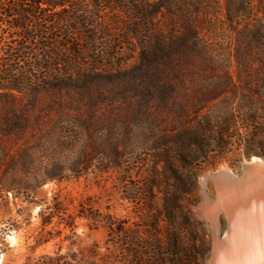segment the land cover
<instances>
[{
	"label": "rangeland",
	"instance_id": "374dc122",
	"mask_svg": "<svg viewBox=\"0 0 264 264\" xmlns=\"http://www.w3.org/2000/svg\"><path fill=\"white\" fill-rule=\"evenodd\" d=\"M228 5L0 0V70L18 85L0 90V118L11 127L3 145L12 156L0 165V178L11 185H0V264H42L45 257L60 264H206L213 235L198 210L204 193L214 198L216 191L202 179L219 169L240 176L253 159H264L247 154L264 147V126L250 148L240 121L232 145L205 122L187 127L197 89L221 80L200 82L210 77L197 73L185 87L172 36L192 39V22L209 44L211 64L234 74L246 59L236 49L250 45L243 27L264 10L249 21L236 18L233 32ZM139 12L149 16L140 42ZM149 33L168 40L166 85L154 67L140 69ZM190 46L188 62L198 64ZM216 111L229 119L226 107ZM226 227L221 215V234Z\"/></svg>",
	"mask_w": 264,
	"mask_h": 264
},
{
	"label": "trees",
	"instance_id": "16d2710c",
	"mask_svg": "<svg viewBox=\"0 0 264 264\" xmlns=\"http://www.w3.org/2000/svg\"><path fill=\"white\" fill-rule=\"evenodd\" d=\"M241 1L228 0V15L233 32H236L238 30L237 27L240 26L235 23L236 18L242 16L244 20L249 21L252 15L260 13L259 9L264 10V0H258L260 7L256 6L253 0H248L246 6H241ZM172 3V1H169V10H172ZM139 14L136 33L137 40L140 42L142 39L144 20L149 16L147 14L144 15V12H139ZM188 28L194 33L192 39L185 36L182 37V34L177 35L178 33L176 32L172 36L174 38L173 40L176 41V48L179 50L178 56L183 60L182 68L185 69L184 74L185 78H187L182 80L183 84L186 87L187 80L194 78L193 76L197 75V73H200V75L198 74L199 76L204 75L202 78L210 77L201 79L200 82H205V79L213 80V76L221 81L214 86L206 85L207 82L204 84L200 83L201 88L197 89L198 95L190 101L192 109L186 112L185 125L187 127H202L201 124L205 122L206 128L216 135L225 134L229 140L228 143L226 142V145H232L234 139L237 137L236 124L240 121L245 129L243 136L245 145L248 148L256 145V138L264 126V18L254 24L249 22L245 23L241 33H246L250 36L249 38L247 37L250 40V45L242 50L239 48L236 49V56L246 59L237 61L236 72L234 74L230 72V69L218 68L211 64L209 60L211 55L209 44L204 38L200 37V33H198V30L192 22L188 24ZM211 28L212 24L209 21L207 23V29L211 30ZM153 33H149V41L146 40L145 45L141 47L140 69L144 70L149 67H154L158 71V78H162L161 83L166 85L167 80L170 78H167L165 60L169 54L162 50H166L165 45L168 47L166 44L168 40L161 33L158 34L159 36ZM191 42H194V46L197 48L198 56L200 57L198 64L188 62L191 56L188 51V49H191ZM255 42L260 48L253 45ZM257 52H259L260 58L253 60V56ZM160 59L163 61H160ZM5 75L6 72L0 70V90L17 89L18 85L8 83ZM141 82H144V80ZM196 83L198 84L199 82L196 81ZM7 84H11L12 87H7ZM184 91L188 92L189 89L185 88ZM221 106L226 107L229 119H223V117L217 114L216 109ZM8 124H10L9 121L0 118V165L5 164L8 157H12L5 151L3 145V139L8 136L11 130ZM193 138L194 142H198L195 141L197 140L196 136ZM259 148V152L254 151L247 154L264 157V147L261 145ZM208 157V154L204 155L203 160L206 161ZM0 185H3L2 190L4 191L6 189L11 190V185L1 178ZM49 223V221L44 219V226ZM42 261V264L61 263L60 259L50 257H45Z\"/></svg>",
	"mask_w": 264,
	"mask_h": 264
},
{
	"label": "bare ground",
	"instance_id": "6f19581e",
	"mask_svg": "<svg viewBox=\"0 0 264 264\" xmlns=\"http://www.w3.org/2000/svg\"><path fill=\"white\" fill-rule=\"evenodd\" d=\"M209 178L215 197L204 193L198 210L213 235L206 264H264V161L253 159L242 177L219 169L202 179L204 186ZM221 215L227 220L222 234Z\"/></svg>",
	"mask_w": 264,
	"mask_h": 264
},
{
	"label": "water",
	"instance_id": "95a60500",
	"mask_svg": "<svg viewBox=\"0 0 264 264\" xmlns=\"http://www.w3.org/2000/svg\"><path fill=\"white\" fill-rule=\"evenodd\" d=\"M260 159L264 161L263 158H260ZM252 162H253V160H252L250 163H248V164H252ZM246 165H247V164H246ZM246 165L244 166V169H245ZM261 165H262V164H261ZM244 169H243V172H244ZM243 172H242V174L240 175L241 177L243 176ZM240 176H239V177H240Z\"/></svg>",
	"mask_w": 264,
	"mask_h": 264
}]
</instances>
